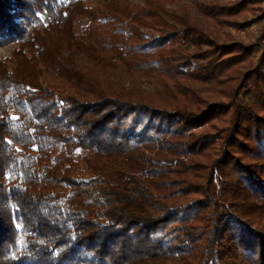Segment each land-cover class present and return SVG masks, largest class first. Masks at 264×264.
Segmentation results:
<instances>
[{"label":"trees","instance_id":"16d2710c","mask_svg":"<svg viewBox=\"0 0 264 264\" xmlns=\"http://www.w3.org/2000/svg\"><path fill=\"white\" fill-rule=\"evenodd\" d=\"M93 1L0 0V264H264L257 0Z\"/></svg>","mask_w":264,"mask_h":264},{"label":"rangeland","instance_id":"374dc122","mask_svg":"<svg viewBox=\"0 0 264 264\" xmlns=\"http://www.w3.org/2000/svg\"><path fill=\"white\" fill-rule=\"evenodd\" d=\"M94 3L93 0H89ZM139 0H130L131 3H136ZM237 0H227V3L236 2ZM218 30L222 33V38L224 42H239L244 44L245 49H240L244 53L250 52L252 58L249 60L251 62V67H254L258 63V59L262 55V50L264 48V42L259 39L260 35L264 34V0L253 1L248 3L243 11L236 15H224V23L219 26ZM257 43V44H256ZM256 44V45H253ZM246 46H250L246 48ZM13 50V44H7L0 47V58L5 56H11ZM264 58V54L263 57ZM245 69H242V72ZM226 85V83L224 84ZM143 86L149 89L150 83L144 82ZM209 84L202 85V88H207ZM221 99L219 95H212L210 100ZM224 101L228 100L226 97L223 98ZM224 117L215 121V126L221 128L224 126ZM257 215V213H255Z\"/></svg>","mask_w":264,"mask_h":264}]
</instances>
